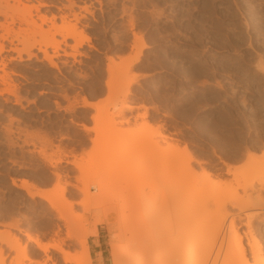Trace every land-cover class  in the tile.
I'll use <instances>...</instances> for the list:
<instances>
[{
    "label": "rangeland",
    "instance_id": "rangeland-1",
    "mask_svg": "<svg viewBox=\"0 0 264 264\" xmlns=\"http://www.w3.org/2000/svg\"><path fill=\"white\" fill-rule=\"evenodd\" d=\"M23 3L42 27L44 35L35 40L46 44L55 68L35 48L33 56L21 55L20 60L11 51L0 54V76H8L7 84L0 82V232L19 239L17 251L0 242L3 264H75L51 250L43 254L34 249L26 233L42 242H59L70 259L83 256L79 242L84 238L88 262L83 264L100 259L90 254L99 239L104 264H114L112 248L119 261L122 255L116 222L120 205L132 198L163 203L166 218L175 224L181 213L201 205L196 191L209 183L202 168L228 188L236 187L241 202L248 204L236 220L237 232L246 246L250 218L264 257V75L255 72L258 60L264 67V0ZM72 33L84 37V44L74 48ZM2 35L0 27V44L7 45ZM136 55L138 61L129 68L112 69V60ZM132 79L127 94L123 86ZM6 88L12 90L9 95L2 94ZM82 98L102 110L84 107ZM251 106L259 107L257 117H248ZM144 120L154 129L150 135ZM230 123L243 129L228 148L224 128ZM168 144L187 146L193 174L185 171L186 156L166 151ZM149 145L152 153H169L172 159L168 180L162 183L155 176L153 191L145 177L135 179L142 163L134 161L147 154ZM236 146L246 150L232 162ZM58 152L77 167L54 162ZM219 158L238 168L234 177ZM53 168L62 175L59 183L50 174ZM12 179H25L56 198L67 185L65 203H55L66 211V221L47 202L13 188ZM250 185L246 197L243 189ZM86 190L88 200L82 193ZM23 248L28 259L20 255Z\"/></svg>",
    "mask_w": 264,
    "mask_h": 264
},
{
    "label": "bare ground",
    "instance_id": "bare-ground-1",
    "mask_svg": "<svg viewBox=\"0 0 264 264\" xmlns=\"http://www.w3.org/2000/svg\"><path fill=\"white\" fill-rule=\"evenodd\" d=\"M23 1L28 2L29 0ZM23 1L0 0V17L4 20V22L0 24L1 30L4 32L2 41L7 42V45L3 43L0 44V54L6 50L11 51L15 53L20 60L21 55H25L28 58L33 56L31 50L35 48L38 52L43 54L49 66L55 68V64L52 62L51 57L46 53V44H40L35 40L36 36H42L44 32L41 25H37L32 20L29 8ZM39 5L41 6L42 4ZM38 19L41 24H44L45 19L43 17H39ZM15 25H17V30L13 29ZM244 26L247 27L248 25L244 24ZM71 38L74 42V48L80 47L85 42L84 37L79 34L72 33ZM138 56L139 55L122 59L118 63H114L112 60V69L114 67L129 68L138 61ZM256 69L255 72L264 75V67L261 60H258ZM6 79H8V76L6 73H3V75L0 76V82L4 84ZM133 80L134 79L123 86L126 88L127 94L128 87L134 83ZM9 89L10 88H6L3 91L1 90L2 94L4 92L9 95L10 91H12ZM17 101L18 100H16V103ZM81 103L84 107L91 108L95 112L102 110L99 105L91 103L86 98H82ZM247 111L249 118L257 117L260 113V109L257 106H251V109ZM143 124L145 126L144 131L150 135L154 129H152L145 120ZM261 124L263 125L264 123ZM234 125L236 124L230 123L224 128L228 140V148L232 147L233 139L237 138L236 136L240 134V131L243 129L241 126ZM82 129L85 131L88 130L86 126H82ZM213 131H215V128H213ZM141 137L142 135L138 136L131 143H128L127 147L132 148L136 144L137 139ZM151 146H148L147 154L137 158L134 163H138V161L142 163L138 168L137 178L135 177V179L145 177L149 181L148 187L150 189L152 188L150 191H153V187L155 189L156 186V184L154 185L156 181L154 180L155 176L157 179H160L162 183L163 180L164 182L168 180L172 159L168 155L169 153H152L150 151L152 148ZM243 150L246 149L236 146L234 149L236 153L230 157V161L234 162L241 159ZM166 151L174 152L177 156L185 155V171L188 174H193L190 163L193 162L194 159L189 154L186 145L179 146L177 144H168ZM59 152L57 160L54 162L58 164L65 163L77 167L75 161L69 162L65 160V155ZM40 156L44 159L42 153ZM125 158H127V155ZM220 162L227 174H231L233 177L236 175V170L238 168L234 164L227 163L223 160ZM179 170L175 172L178 173ZM202 173L209 183L196 191V197L201 201V205L198 206L197 209H191L181 213L180 221L175 224H172L170 219L166 218L168 209L163 203H153L150 199L142 200L140 198H132L125 200L123 204L120 205L121 208L116 217V222L121 231V236L119 238L121 245L119 251H121L122 255L119 261L118 256H115L116 248H112L111 254L114 259V264H118V262H121V264H264V257L260 247V238L257 237V234H260L258 230L252 226V220L247 218L245 223L246 235L249 238L246 246L242 245L241 238L237 232L236 220L241 218L240 215L249 207L248 204H243L241 202L242 198L238 194L236 187H229V189L223 180H219L218 176H213L212 173L206 169L202 168ZM50 174L56 182L59 183L62 180V175L57 169L53 168ZM17 182L12 179L11 186L23 191L30 199L37 197L47 202L50 208L56 212L58 219L66 221V211L62 207H57L55 203L58 200L64 202L65 199L63 197L67 185L61 186L58 189L56 198V196L52 197L49 192L36 187L25 179ZM156 183H158V181ZM96 187L98 190L102 189L100 181L97 182ZM248 188L253 189V186L250 185L244 188L243 193H245ZM82 193L87 200L90 199L87 190ZM245 196L249 197L250 195L248 196L245 193ZM86 199L85 201H87ZM67 204L68 203H66L65 206H68ZM69 206H71L70 203ZM69 206L67 208H69ZM229 208H233L235 211H230ZM205 210H208V212L204 213ZM201 215H204L203 218H200ZM194 219H199V222L203 223L191 225L190 222ZM99 221L100 220H98L96 224L99 223ZM15 227L18 228L17 225H15ZM3 232L9 233L7 230L1 231L0 235H2ZM96 235L97 231L94 229L92 236ZM24 236L27 238V241L34 245V249L43 254L51 250L58 253L65 262H74L75 264H83V261L88 262L84 238L79 242L84 249L83 256L77 259H70L68 253L62 249L59 242H42L38 238L32 237L27 233L24 234ZM0 242L9 250L17 251L16 247L19 242L17 237H12L9 234L7 236L2 235V237L0 236ZM248 254H250V256H248ZM20 255L23 259H28V252L25 248L20 250ZM4 261V253L0 252V262L3 264ZM31 264H42V262L36 261Z\"/></svg>",
    "mask_w": 264,
    "mask_h": 264
},
{
    "label": "crops",
    "instance_id": "crops-1",
    "mask_svg": "<svg viewBox=\"0 0 264 264\" xmlns=\"http://www.w3.org/2000/svg\"><path fill=\"white\" fill-rule=\"evenodd\" d=\"M94 248H96V251L95 252L91 251L90 254H93L95 256H99L100 259H101L100 260V259L97 258V263L96 264H104V262L102 260L104 250H102V246L100 245L99 239H97V244L94 246Z\"/></svg>",
    "mask_w": 264,
    "mask_h": 264
}]
</instances>
